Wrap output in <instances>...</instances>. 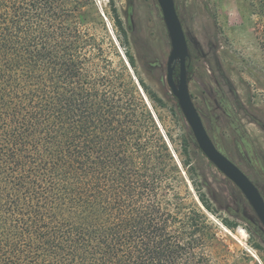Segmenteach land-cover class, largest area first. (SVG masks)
I'll return each mask as SVG.
<instances>
[{"label":"trees","instance_id":"16d2710c","mask_svg":"<svg viewBox=\"0 0 264 264\" xmlns=\"http://www.w3.org/2000/svg\"><path fill=\"white\" fill-rule=\"evenodd\" d=\"M95 6L0 0V264H215V227L126 64L129 25L113 4L117 64Z\"/></svg>","mask_w":264,"mask_h":264},{"label":"rangeland","instance_id":"374dc122","mask_svg":"<svg viewBox=\"0 0 264 264\" xmlns=\"http://www.w3.org/2000/svg\"><path fill=\"white\" fill-rule=\"evenodd\" d=\"M93 2L96 31L117 64L120 56L127 61V55L114 24L113 4L129 25L136 67L126 64L182 175L181 195L190 205L197 203L215 227L219 240L208 250L214 263L264 264L263 223L242 190L200 149L168 85L172 43L159 1ZM175 2L190 47L193 100L218 148L264 196V17L255 12L256 0Z\"/></svg>","mask_w":264,"mask_h":264},{"label":"water","instance_id":"95a60500","mask_svg":"<svg viewBox=\"0 0 264 264\" xmlns=\"http://www.w3.org/2000/svg\"><path fill=\"white\" fill-rule=\"evenodd\" d=\"M169 31L172 50L167 64V82L205 155L245 194L264 225V196L246 172L224 154L210 136L189 88L190 47L175 0H158ZM179 66V75L176 69Z\"/></svg>","mask_w":264,"mask_h":264},{"label":"flooded vegetation","instance_id":"af4514ba","mask_svg":"<svg viewBox=\"0 0 264 264\" xmlns=\"http://www.w3.org/2000/svg\"><path fill=\"white\" fill-rule=\"evenodd\" d=\"M179 68V66L177 67V69ZM177 69H176V71H177ZM179 75V74H178ZM176 76H177V74H176Z\"/></svg>","mask_w":264,"mask_h":264}]
</instances>
